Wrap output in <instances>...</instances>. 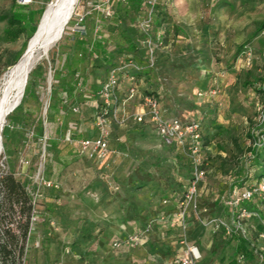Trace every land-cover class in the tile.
<instances>
[{
	"label": "trees",
	"instance_id": "16d2710c",
	"mask_svg": "<svg viewBox=\"0 0 264 264\" xmlns=\"http://www.w3.org/2000/svg\"><path fill=\"white\" fill-rule=\"evenodd\" d=\"M92 1H87L86 3H91V6H94L102 2V0ZM114 1L116 3L113 4L115 8L113 18L105 19L100 12H93L87 16L85 21L86 27L87 19L90 16L101 17L99 20H96L98 34L97 36L94 35L92 41L88 40V27L85 36L71 35L69 33L72 21L66 27L61 43L58 46L60 64L58 69L55 70L52 97L48 107V120L50 118L51 122H54L57 116L61 114L60 107L69 104V92L82 90V86L85 85L86 81L84 80L83 82V79H81L80 69L87 66L90 62H98L104 65L107 73L111 68H120L118 73L119 103L127 97L130 87L128 78L133 77L138 87V93L132 100L140 97L142 105L146 97L152 96L159 100L160 94L158 92L161 84H165L170 76H183V78H186L188 76L186 68L199 67V65L204 66L201 57L208 59L204 51L195 52L194 58L198 56L197 62L199 64H194L192 60L186 61L184 59L182 55L190 50V46L188 43L184 46L179 45V37L181 34L188 35V33H186L185 29L172 24L174 19L166 11L168 0H163L155 8L154 21L155 32L162 30L164 31V35L157 41L158 48L154 55V65L151 66L147 51L141 44L143 37L138 30L139 19H136V16L139 18L145 11L143 0ZM44 11L45 8L31 9L26 5L19 4L17 0H13L8 10L0 12V23L4 24L3 41L15 42L22 35L26 36L23 49L9 54L8 59L4 63L6 68L13 67L24 54L28 42L37 31ZM263 30L264 21L258 22L256 34H260ZM67 38L71 44L67 43ZM169 43L173 44L171 45L172 50H169ZM62 46L67 51L65 59L62 58L60 52ZM191 51H194V49H191ZM249 51L252 55L250 66H247L245 60L247 59L246 54ZM262 54L263 51L260 52L258 57L254 49L247 44H241L237 47L227 70L228 75H234L236 79L226 96L230 103L228 113H225L226 117L224 116L226 122H229L230 119H235L234 117L240 113L244 114L242 104L247 101L246 96L248 92L252 91L253 95L257 94L256 102L254 103L256 108L259 102L264 106V74H262V71L264 73V58ZM239 57L243 58L241 67L246 69L244 72H240L237 64H235L239 60ZM128 60H132L139 69L124 68L123 66L127 64ZM38 68L41 70L42 67L39 66ZM207 71V73L212 72V70ZM258 71H260V74ZM37 73L31 71L21 104L7 117V122L2 133L3 144L6 149L5 151L9 154L8 160H11L12 154H14L11 148L16 150L20 148V144L26 143V141L21 142L22 137L18 138V134L13 136L9 134L11 127L21 128L26 130L27 133L32 132L33 139L40 144H43L44 137H46L45 159H47V166L43 175L46 180L58 184L60 189L43 188V198L34 204L32 192L36 190L37 185L32 184L33 186L30 187L29 174L21 172L23 178H18L10 163H8V170H0V264H29V251L37 238L39 239L40 250L43 246L41 254L43 253L44 255L45 246L51 242V239L46 237L51 227L50 225L55 224L56 226L61 216L56 202L61 192L60 178L63 172L70 166V160H68L67 155L73 156L71 152L72 146L77 148L78 155H82L76 142L82 138H92L96 135H87L81 127H77L76 122H69L67 124L68 132L70 131L71 138L74 140L73 143L65 140L67 133L62 140L51 137L50 128L47 126L48 121L44 123V118L39 116L42 102L40 100L33 101L36 96L34 88L40 77ZM216 77L218 76H213L212 87L220 95L226 93L225 91H220L221 88L216 84ZM224 77L220 76V79ZM63 79L67 80L66 85H61V80ZM124 81L127 83L125 95L122 88V82ZM102 84L92 97L89 95L84 96L95 107V122L101 115L102 102L98 93ZM200 92L202 91L196 93L193 98L199 100V105H203L201 117L188 122L198 123L204 146H213L212 148H216L218 151L227 152L228 156L225 158L217 156L215 159H212L207 154L203 165L208 170V173L199 185L198 201L204 182L208 181L210 173L215 169L216 174L211 176V180L216 181L220 186L217 190L218 198L216 201L225 209L228 207L223 203L222 198L228 199L234 189L240 192L244 191L247 188V183L252 178L260 180L264 177V122H258L257 119L260 114L259 112H255V120L249 119L250 126L246 130V134H239L236 125L231 126L229 124L226 127V125L219 122V115L221 113L217 108V103L213 102L212 99H205L212 96V91L208 93L202 92L204 95L207 93V96L204 97H199L198 94ZM182 96L184 98L188 97L185 93ZM75 107L79 108L78 106H70V114L77 115L79 113L72 111ZM95 122L94 130L97 133ZM245 122L248 123L247 120H243L241 124L243 125ZM146 123L151 126L148 118L143 123L131 122L125 127L117 122H112L109 128L108 144L111 137L115 135V129H126L132 124L142 126ZM236 135H239V138H236ZM244 137H247L249 142H246ZM227 140L233 143L232 148L226 143ZM185 155L189 160L192 178L191 160L186 151ZM25 161L29 165L30 161L26 158ZM21 165L23 167L27 166L22 161ZM199 206L201 209H207V206L202 205L200 202ZM248 207L254 211H261L264 208V198L254 197L252 202L248 204ZM36 213L42 215L43 221L33 224L32 217ZM261 219H246L244 221L245 235L227 236L224 230L214 233L226 238L225 241L222 239L220 243L223 250L218 256V264H264V239L260 238L261 234L264 235V213H261ZM38 226L41 227L40 230H37ZM87 237L84 239H88Z\"/></svg>",
	"mask_w": 264,
	"mask_h": 264
},
{
	"label": "crops",
	"instance_id": "0c3cea01",
	"mask_svg": "<svg viewBox=\"0 0 264 264\" xmlns=\"http://www.w3.org/2000/svg\"><path fill=\"white\" fill-rule=\"evenodd\" d=\"M60 52L65 59L67 51L63 46ZM158 93L163 116L168 120H182V115H193L190 120L198 119L203 111V105H199L197 99L191 104L178 90L169 89L166 83L161 84ZM211 97L220 110L221 97ZM140 108V97H136L128 102L126 110L132 113ZM224 116L219 115V122L227 127L230 123ZM114 133L109 142V154L102 162L78 154L67 155L70 166L60 178L61 192L56 202L61 216L57 227L51 224L48 230L46 237L51 242L44 248L43 263L48 264L49 257L57 251L56 243L64 242L83 251L85 245L91 244L87 251L96 264H171L182 252L181 241L186 238V244L198 247L201 253L197 264H218V256L223 250L220 243L222 239L226 240L225 237L202 226L192 211L187 214L183 234L178 217L179 203L191 178L185 152L171 140L159 137L148 123L117 128ZM92 135L94 138L98 133L94 130ZM235 137L239 138V135ZM226 143L233 147L231 141ZM212 149L208 153L212 159L228 156L227 152L217 149L212 154ZM74 161H79L80 165L72 167ZM73 174L77 178L69 185L67 181ZM215 174L213 169L208 181L204 182L199 202L207 206L209 217H221L231 222V210L224 209L216 201L220 186L211 180ZM258 181L252 178L247 186ZM135 234L140 236L138 246L114 247L115 242ZM34 247L39 248V243L36 242ZM28 263H31L29 259Z\"/></svg>",
	"mask_w": 264,
	"mask_h": 264
},
{
	"label": "rangeland",
	"instance_id": "374dc122",
	"mask_svg": "<svg viewBox=\"0 0 264 264\" xmlns=\"http://www.w3.org/2000/svg\"><path fill=\"white\" fill-rule=\"evenodd\" d=\"M12 1L13 0H0V12L8 10ZM52 1L53 0H31L30 3L24 4L23 0H17L19 4L26 5L31 9L46 8ZM88 1L91 2L92 0ZM77 2L70 21H72L76 13H80L83 10V3H86L87 0H78ZM115 3L116 2L114 1L113 4ZM166 6V11L169 15L171 14L170 16L174 19L172 24L185 29L186 33H188V35L181 34L179 37V45L184 46L188 43L190 46V50L187 52L184 51L186 53L182 55L184 59L186 61L192 60L194 64H199V62H197L198 56L195 58L194 56L195 52L197 53L201 51H204L208 58L204 59V57L200 56L204 66L199 65V67L195 66L190 69L186 68L188 74L186 78H183L182 76L168 78L165 82L167 87L169 89L178 90L181 95H183V93L187 94L188 97H185V99L191 101V104H195L196 99L193 97L196 93L199 91L207 93L213 91V76H218L215 78L217 79L216 84L221 88L220 91H225L226 93L221 95L218 93L215 96L216 98L218 95L221 97L219 101L222 106L220 113L225 115V113H228V107L230 106L229 99L227 100L226 96L236 79L234 75H228L227 70L229 63L232 62L237 47L241 44L250 45L257 53L258 57L260 52L264 50V30L260 34H256L257 23L264 21V0H168ZM141 16H139V18L136 16V19H140ZM100 18L101 17L97 18V16L93 15L87 19V27L89 30L88 40L90 41L94 39L95 30L97 28L96 26L98 25L96 20H99ZM3 29L4 24L0 23V86L3 82L4 75L11 68H6L4 64L9 57V54L21 51L26 41L25 35H22L15 42L3 41ZM61 40L51 49L49 56L40 60L32 71L38 72L37 74L40 76L38 78L39 81H37L34 88L36 96L35 99H33V101L40 100L42 102V109L39 116L44 118V123L48 121L47 126L50 128L51 137L62 140L66 133H68L69 129L67 124L69 122H76L77 127H81L85 134H92L95 122V107L92 102L84 96H93L105 80L107 70L104 65L98 62H90L87 66L82 67L80 69V75L83 82L84 80L86 81L85 85L82 86V90L69 92V104L61 106V114L57 116V119L54 122H51L50 118L48 120V107L52 97L55 70L58 69L60 64L58 46L61 43ZM66 41L71 44L68 38ZM171 45L173 44L169 43V50L173 49L171 48ZM191 49H194V51H191ZM242 59V57H239V60L237 62L235 61L240 72L246 70L241 67ZM39 66L42 67L41 70H39V68L37 69ZM207 70H212V72L207 73ZM258 72L260 74V71ZM50 74L52 77L51 87L49 85ZM262 74H264L263 71ZM220 76L225 77L220 79ZM66 82V79L61 80V85H66ZM122 83V88L125 90L127 83L126 81ZM246 97L247 101L242 104L244 114L240 113L238 114L239 116L237 115L234 117L235 119H230L229 121L232 126L236 125L239 130L238 133H243V135L246 134V130L250 126L249 119L255 120V112H260L262 106V103L259 102L257 108L255 107L254 103L256 102L257 94L253 95L252 91L248 92ZM209 99L213 98L209 96ZM70 106H78L79 113L77 115L70 114ZM46 107L47 111L45 113ZM183 113L186 114V112ZM192 113H194V111ZM182 116L183 119L181 121L183 123H187L193 117V115L190 117H188V115ZM198 116L201 117V114ZM243 120H247L248 123L245 122L242 125L241 121ZM9 134L11 136L18 134V138L22 137L21 142L26 141V143L20 144V148H17L16 150L11 148V151H14L11 160H8L9 154L5 151L6 149L3 144V150L0 154V170H8V163H10V166L13 167L18 178L22 177L21 172L29 174V185L32 187V184H36L38 180L39 172L41 174L45 172V167L47 166V159L43 157L44 146L33 139L32 132L27 133L26 130L21 128L11 127ZM244 139L246 142H249L247 137H244ZM71 148L72 154L77 156V148L75 146H72ZM212 150V154L217 152L216 148H213ZM25 158L28 159L30 163L26 167H23L21 161L25 160ZM72 163V167L74 168L80 165L79 161H74ZM72 176L73 177H70L71 180L69 179L67 181V184L69 185L75 182L74 178H77L74 174ZM40 229L41 227L38 226L37 230ZM38 240L39 239L37 238L34 244H36V242L38 243ZM56 244L58 249L49 257L48 264H96L95 261H93V256L87 251L91 244L85 245L83 247L84 251L81 248L71 247L64 242H58ZM41 251H43V246L41 250L40 248L34 247V245L32 246L29 252L30 264H44V255L43 253L41 254ZM81 252L85 253L83 254Z\"/></svg>",
	"mask_w": 264,
	"mask_h": 264
},
{
	"label": "built area",
	"instance_id": "2783aa9c",
	"mask_svg": "<svg viewBox=\"0 0 264 264\" xmlns=\"http://www.w3.org/2000/svg\"><path fill=\"white\" fill-rule=\"evenodd\" d=\"M124 1V0H123ZM163 0H143L145 11L139 19L138 30L142 39V46L146 49L149 56L150 65H154V55L158 48L157 41H159L164 31L155 32L154 13L155 8ZM24 4H28L31 0H23ZM114 0H102L100 4L91 6L90 3H83V10L76 13L72 19V24L69 28L71 35L85 36L87 34V27L85 21L87 16L93 12H100L105 19H111L115 15V8L113 7ZM90 6V8H89ZM98 34V29L95 30V36ZM100 38V37H99ZM251 52H247V59L245 63L250 66ZM264 58V50L262 54ZM124 63V62H122ZM124 68L139 69L132 61L128 60ZM120 68H111L102 87L98 93L102 102L101 115L97 118L95 126L98 135L94 138H82L76 143L79 146L80 153L90 160L104 161L109 154L108 138L110 135L109 128L112 122H117L125 127L131 122L143 123L148 118L154 132L162 138L171 140L180 150L186 151L192 166V178L185 187L182 200L179 203L178 217L182 224L183 234L186 230V218L189 211H192L199 219L202 226L209 228L213 233L224 230L227 236L245 235L244 221L246 219L256 218L261 219V213H264V208L261 211H254L248 207L254 197L264 198V177L258 182L248 185L244 191L234 189L230 197L222 198L223 203L231 210V222L221 217H209L208 209H201L198 201V188L200 183L207 176L208 170L204 167V160L211 151L213 146H204L202 142V134L197 122L183 123L179 119L167 120L164 118L160 101L154 97L144 98L143 104L139 111L129 113L126 110L127 104L138 93V87L133 77H129L130 87L128 89L127 97L119 103L118 89H119V73ZM212 95H217L218 92L213 90ZM199 97L205 95L200 92ZM119 103V104H118ZM47 108V107H46ZM47 111V110H46ZM74 113L79 112V108L75 107L72 110ZM260 111V110H259ZM264 106H261L260 116L258 122H264ZM47 138L44 137L43 157L45 158V143ZM66 141L73 143L70 131L67 133ZM22 163L28 164L23 160ZM206 164V163H205ZM207 165V164H206ZM35 184V183H34ZM37 188L32 192L34 204L41 200L44 196L43 188L60 189V186L52 181L46 180L43 173L39 172L38 180L36 182ZM205 217V218H204ZM43 221L39 213L32 217V223H39ZM260 238L264 239L261 234ZM140 244V236L138 234L131 235L123 241L115 242L114 247L120 246H138ZM181 244L184 246L182 252L171 262V264H197L201 259V253L198 247L186 244V238H183Z\"/></svg>",
	"mask_w": 264,
	"mask_h": 264
},
{
	"label": "bare ground",
	"instance_id": "6f19581e",
	"mask_svg": "<svg viewBox=\"0 0 264 264\" xmlns=\"http://www.w3.org/2000/svg\"><path fill=\"white\" fill-rule=\"evenodd\" d=\"M77 1L78 0H60L56 6H51V8L55 7L54 18H56V20L60 19V21L62 19H64V21L70 19L74 12L73 8H75L76 3H78ZM49 21L50 19L46 21L47 23H44L39 33L32 40L28 51L22 57L20 63L11 71V74L17 72L20 75L21 81L13 85L10 90V105L15 104V102L20 99L24 89V81L28 73L37 63H39L40 60L48 57L51 49L57 44V39L60 33L58 22L56 21L54 26L48 27L50 25ZM2 116L3 112H0V118ZM2 150L3 148H0V154L2 153Z\"/></svg>",
	"mask_w": 264,
	"mask_h": 264
},
{
	"label": "water",
	"instance_id": "95a60500",
	"mask_svg": "<svg viewBox=\"0 0 264 264\" xmlns=\"http://www.w3.org/2000/svg\"><path fill=\"white\" fill-rule=\"evenodd\" d=\"M60 0H53L46 8H45V11L42 15V18L40 20V23L37 27V31L35 32V34L33 35V37L30 39V41L28 42V45H27V49L26 51L24 52V54L28 51L30 45H31V42L32 40L35 38V36L39 33L41 27L44 25V23L50 19V25L48 27H52L55 25V22L58 20H56V18H54V8H51V6H56V4L59 2ZM73 8V7H72ZM75 8H73V11H74ZM73 15V14H72ZM72 17V16H71ZM71 19V18H70ZM70 19L68 20H65L62 19L60 21V19L57 21L58 22V28L60 29V33H59V37L57 39V42H59L62 37H63V34H64V31H65V28L66 26L68 25ZM47 23V22H46ZM47 25V24H46ZM24 54L21 56V58L18 60V62L10 69L7 71V73L4 75L3 77V82L0 86V112H3V116L0 118V148H3V137H2V133H3V129L5 127V124L7 122V117L21 104L22 102V99L24 97V93H25V89H26V86L28 84V78H29V75L31 73V71L35 68H33L29 73L28 75L26 76L25 78V81H24V89H23V92L21 94V97L20 99H18L15 104H9L10 103V90L12 88L13 85L19 83L21 81V78H20V75L16 72L14 74H11V71L17 67V65L20 63V61L22 60V57L24 56ZM51 80H52V77H51V74H50V78H49V85L51 87ZM46 110L47 108H45V113H46Z\"/></svg>",
	"mask_w": 264,
	"mask_h": 264
}]
</instances>
